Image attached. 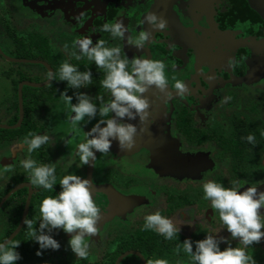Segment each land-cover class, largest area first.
<instances>
[{
	"label": "flooded vegetation",
	"instance_id": "obj_1",
	"mask_svg": "<svg viewBox=\"0 0 264 264\" xmlns=\"http://www.w3.org/2000/svg\"><path fill=\"white\" fill-rule=\"evenodd\" d=\"M10 1L11 3L9 0H0V58L4 60L0 61V76L3 79L11 82V70L19 69L28 77L20 82L47 80V78L43 79V67L46 68L44 65L32 62H12L4 57L7 55L24 58L15 56L18 48L17 38L22 36L24 39L27 38L28 32L32 36H47L56 51L65 56H67L63 50L65 44L71 46L75 38L91 35L94 42L101 37L107 41L106 46H119L121 54L129 58L135 55L160 60L165 64V76L170 85L174 76H179L183 81H188V86L193 91V96L192 94L176 95L174 93L165 96L152 86L142 93L148 101L149 115L147 118L152 127L155 118L154 123L157 122L161 126L167 125L174 139L166 140L147 135L143 129H138L141 122L132 120L128 122L133 124L137 122V133L131 149H122L118 154L113 146L115 141H113L112 155L100 154L97 157L98 152H96L89 187L92 199L100 208L97 234L100 231L104 233L95 241L98 253H101L99 256L94 255L98 254L94 252L91 257L88 254L84 259L77 258L68 243L64 248L60 239L57 238L60 245L58 249L47 248L40 250V255L22 256L19 264H115L121 255L123 257L119 264H144L143 259L147 264L148 260L154 258L151 254V238L146 237L147 232L157 233L151 230H141L144 215L159 210L161 215L170 218L174 224L181 225L179 235L196 241L203 239L207 233L210 234L211 228L221 226L218 213L210 208V201L203 199L202 184L204 182L212 180L217 183H226L229 187L232 181H236L242 185L238 191H243L250 184H258L257 191H264V137L259 134L260 130L264 129V0ZM150 13L163 17L166 27L154 29L144 22L146 15ZM53 19L59 23H53ZM117 19L123 20L128 27V33H125L124 39L113 40L108 33L92 31L93 28H98L105 22L111 23ZM18 29L22 35L18 32L13 34L14 48L12 50V33H16ZM140 31H147L151 34L150 42L137 49L128 44L127 35L135 38ZM191 39L195 44L204 45L203 52L200 50V54L196 57H193L195 48H192L190 43L188 44ZM37 40L35 39L36 45L30 47V53L38 57L24 59L44 60L51 66L48 60L40 57L43 44L40 39ZM24 45L27 49V39ZM11 52L15 53L11 54ZM67 58L74 65L78 63L87 65L92 71L91 84L100 86L104 73L97 69L93 62L84 57L80 60L68 56ZM196 59H199L200 67L196 66ZM19 65L21 66L18 68ZM95 77L98 79H94ZM196 78L199 81L197 85L194 83ZM24 86L34 87L26 84ZM229 89L235 91L231 93L233 97H230ZM85 92L92 97L100 95L104 102L110 98L105 89H101L100 92L88 90ZM200 92L205 93L199 94ZM216 93H220L221 98H212ZM6 96L16 98L12 91L9 96L8 94ZM226 97L229 99L225 100ZM34 98H43V96L37 92ZM11 102L9 100L10 104L7 108L13 115ZM94 102L97 101L94 100ZM39 104L40 107L31 114L39 113L43 109L45 104L43 100ZM46 104H55V102ZM156 108L161 111L151 119V111L155 112ZM12 115L9 116V122ZM36 126L39 128L37 134H43L44 125L36 123ZM82 129L78 123L73 124V130H68L67 133L72 134L75 130ZM249 133L255 137V146L242 139ZM22 135L27 136V134H21L11 138L10 134L0 132L1 147L11 150L17 142L21 152L23 150L27 154L23 141L18 137ZM145 137L161 139L167 142L165 147L174 144L176 153L181 155L186 153V157L196 161L192 163L193 167L198 168L167 173L157 164L155 165V154L151 158L152 151L139 145L140 140ZM171 148L173 147L169 149ZM155 149L157 151L167 148H162L160 145ZM35 153L41 154V157L37 158ZM34 155L37 160H43L45 153L43 154L40 147L34 150ZM131 155L138 159L135 166H141L145 171L151 170V175L166 176L165 181H162L163 179L160 181L155 176L149 181L141 179L138 175L126 173L117 161L134 164V161L129 159ZM158 156L160 160H157V163L165 164L163 163L164 158L162 159L161 155ZM14 157H17L15 153L12 154V158L2 157L4 160L2 158L1 160L12 164ZM97 159L106 162L109 166L103 165L98 170L99 166L96 168ZM84 167L83 177L87 178L88 165ZM77 171L80 173V168L73 164L69 172L77 173ZM19 176L29 179V176ZM21 182H30V180ZM141 183L144 185H140ZM32 187L34 194L39 188L34 185ZM109 188L115 189L118 196ZM259 211L264 213V208ZM102 217L105 219H100ZM35 219L37 222L35 227H38L39 207ZM225 231L227 232L226 229ZM219 235L223 236L222 232ZM227 236L228 241L235 247L237 240L231 239L228 232ZM32 241L37 250L38 244ZM130 251H136L139 254ZM246 252L253 256L258 264H264V237L258 242H253ZM179 261L187 264L188 257L184 254Z\"/></svg>",
	"mask_w": 264,
	"mask_h": 264
},
{
	"label": "clouds",
	"instance_id": "obj_2",
	"mask_svg": "<svg viewBox=\"0 0 264 264\" xmlns=\"http://www.w3.org/2000/svg\"><path fill=\"white\" fill-rule=\"evenodd\" d=\"M154 29L166 27L163 17L155 13L147 14L145 21ZM93 32L108 33L113 40L124 39L128 27L123 20L105 22ZM150 33L140 31L135 38L127 35L129 45L139 49L149 43ZM107 41L98 37L95 42L91 35L75 38L71 46L65 44L63 50L69 58L80 60L82 57L93 62L97 69L104 73L100 86L107 91L110 98L104 102L100 95L92 97L83 91H75L73 96L60 94L65 103L70 105L72 114L69 119L75 125L81 121L85 123L96 119L92 127L84 133V140L76 145L75 156L78 157L77 168L94 161L96 152L107 154L113 141L119 149H131L135 143L137 127L128 122L139 120L144 122L148 113L147 98L142 95L149 87L154 86L165 96L173 94L183 95L188 91L184 82L175 79L169 86L165 76V64L158 59L145 58L121 54L119 46H106ZM49 82L65 81L66 88H87L92 83V71L85 66L81 71L76 65L64 61L58 69L47 73ZM229 99L228 97L225 100ZM99 102L98 104L94 102ZM264 137V129L259 132ZM63 139V138H61ZM252 146L256 145L253 134L242 137ZM50 136L47 132L36 134L29 132L23 139L27 156L20 161L21 167L28 173L30 183L44 190H52L56 184L55 168L49 164H37L30 158V154L42 145L49 144ZM67 144V141H64ZM60 191L52 196L44 197L39 204V224L33 228L31 219L25 217L23 223L28 229V238L38 244L36 255L42 249H58L59 242L51 235L54 229H62L70 233L68 246L77 258L88 256L89 243L86 237L97 234V221L100 208L90 194V180L73 173L64 174L59 179ZM258 184H250L243 191L236 181L229 187L208 180L202 184L203 199L210 201V208L218 213L219 221L230 234L231 239L237 240L233 247L228 238L218 236V233H207L203 239L192 241L185 238L176 251H183L188 257L189 264H256L246 249L264 237V191H257ZM181 225H176L160 211L144 215L141 230H151L162 236L166 241L173 239L180 231ZM226 246L221 249L220 244ZM19 242H0V264H15L20 259L16 251ZM147 264H168L166 260H148Z\"/></svg>",
	"mask_w": 264,
	"mask_h": 264
},
{
	"label": "rangeland",
	"instance_id": "obj_3",
	"mask_svg": "<svg viewBox=\"0 0 264 264\" xmlns=\"http://www.w3.org/2000/svg\"><path fill=\"white\" fill-rule=\"evenodd\" d=\"M9 2L11 3L10 0H9ZM53 21H54V19H53ZM53 23L58 24L59 21L55 20ZM204 29L206 30V28H204ZM202 31H204V30H202ZM17 32H18V34L22 35L20 33L19 29L16 31V33H12V39H11L12 50L14 48L13 34H17ZM195 34H197V33L195 32ZM203 34H205V33H203ZM201 41H203V40H201ZM189 43H190L192 48H195L193 50V57H196L197 54H200V50L203 52L204 45L200 46L198 44H195L193 39H191L190 42L188 41V44ZM208 46H209V44H208ZM210 48H211V46H210ZM7 53H8V51H7ZM14 53L15 52H11V54H14ZM0 61L3 62L4 61L3 58H0ZM196 62H197L196 66L200 67L199 59H196ZM174 77L175 78L173 79L172 83H174L175 79H179V80L181 79L179 76H174ZM262 77L263 76L261 75V78ZM181 81L185 83V85L188 89V91L184 94L185 95L192 94L191 96H193V93H192L193 91L190 90V87L188 86V81H183V79H181ZM170 83H171V81H170ZM194 83H196V85L199 83L197 78L194 81ZM169 86H170V84H169ZM11 91H12L11 82L5 78L3 79L0 76V124H8L9 116L12 115L10 109L7 108L10 104L9 100L13 101L12 98H10V96H9V94H11ZM83 92H85V91H83ZM6 93L8 94L9 98H7ZM173 93H174V91H173ZM204 93L205 92H203V93L200 92L199 94H204ZM228 93L230 94V97H231L232 96L231 93H235V91L232 89L231 90L229 89ZM68 95L73 96V93H70ZM212 98H217V99L221 98V94L220 93L213 94ZM75 102H76L75 96H73L72 103H75ZM96 103L98 104V102H96ZM11 104H12V102H11ZM69 108H70V105L65 103V99L63 97L60 101L55 102V104H46L45 103L43 106V109L39 113L31 114V118L34 120V122L42 123L44 125V127H45L44 133L47 132L49 134L50 142H49V144L41 146V149L43 150V154L45 153L43 160H37V158L34 155V151L30 154V158L33 159L34 161H36L37 164H49V165L54 166L55 172H56L55 175L57 176L58 180L64 174L70 173L69 172L70 167L73 164L76 165L79 162L78 157L75 156L76 145L80 142H83L84 133H85L86 129L92 127V125L96 122V119H98V117L94 118L93 120L87 122L86 124L84 121H81L78 124H79L80 128H83L82 130H80V131L75 130L72 134L67 133L68 130L69 131L73 130V123L69 119V117L72 115L69 111ZM160 111L161 110H159V108H156L155 112L151 111V119H153L154 116L157 115ZM154 120H155V118H154ZM154 120H153V127L147 118L144 122H141V124H140L141 126L138 127V129L139 130L143 129L145 134L150 135V136L158 137L161 139L164 138L166 140L174 139L172 137L174 135L171 133V131L167 127V125H162V126L158 125L157 122L154 123ZM136 124H137V122H135V125ZM155 128H156V130H155ZM50 130H53V131L50 132ZM64 131H66V132H64ZM18 137H20L19 139H21L23 141V139L26 136L22 135V136H18ZM70 137H72V139ZM61 138H63V139H61ZM65 140L67 141V144L64 142ZM19 147H20V145H19ZM19 147H18L17 142L14 143L11 150H8L5 147L2 148L0 145V192L5 190L7 188V186L10 184V182H12L15 179L16 176H19V175L29 176L28 173L21 167V164H20V161L25 159L28 154H25V151L23 152V150L21 152V149ZM17 149H18V151H17ZM14 153L16 154L17 157L13 158L14 161L12 164H8L9 162H3L2 161V160H4V158H2V157L12 158V154H14ZM183 154L185 155L186 153H183ZM98 155L100 156L99 152L97 153V157H98ZM106 155H112V146L110 147V151ZM1 158H2V160H1ZM129 159L133 160L134 164L124 163L123 161H120L121 163H119L117 161V163L119 165H121V167L124 169V171L126 173L138 175L141 179H146L149 181H151V179L153 180L154 176H155V178L160 179V181L162 179H163L162 181H165L164 178L166 176H158V175H154V174L151 175V170L145 171L141 168V166H135V164H137V162H138V159H136L134 156L131 155L129 157ZM59 163H62L63 165L61 166V164L59 165ZM98 164H100V165H98ZM103 165H105L106 167L109 166L106 162H102L101 160L97 159L96 168L99 166L98 167V170H99L101 167H103ZM84 168H85L84 165L81 166L80 167V173L77 171V173L74 172L73 174L79 175L82 178H84L83 177ZM131 170H133L134 172L130 173L129 171H131ZM121 181H123V180H121ZM140 185H144V184L141 183ZM100 219H105V218L102 217ZM213 222H211V223H213ZM222 228H223L222 225L217 226L215 228L213 227L210 230L211 231L210 234L218 233V236H222V235H219V233L222 232L223 236L227 238L228 237L227 232L225 231V229L223 230ZM103 234H104L103 231H100L99 234H96L95 236H93L91 238H89V237L85 238L86 240H88L87 242L89 243L88 254L90 257L93 255L94 252L98 253L99 250H98V246L95 245V243H96L95 241H96V238L101 237V235H103ZM51 235L53 236L54 239L59 238L60 243H62V245L65 248V245L68 243V240H69L71 234L65 233L62 229H54L52 231ZM91 242H94V243L91 245L90 244ZM93 245H95V246H93ZM225 246H226V244L224 242H222L220 244L221 249H223ZM48 249H50V248H48ZM100 254L101 253L94 254V255L99 256Z\"/></svg>",
	"mask_w": 264,
	"mask_h": 264
},
{
	"label": "trees",
	"instance_id": "obj_4",
	"mask_svg": "<svg viewBox=\"0 0 264 264\" xmlns=\"http://www.w3.org/2000/svg\"><path fill=\"white\" fill-rule=\"evenodd\" d=\"M27 39V49L24 45L25 40ZM35 39H40L42 41V48L40 50L41 56L43 59L48 60V62L53 67L54 71L58 69L60 63L64 61H68L71 63L70 59L68 60L67 56H65L63 53H59L54 48V45L52 44V41L45 35H37L32 36L30 32L27 33V38L24 39V37L17 38V53L15 56L17 57H24V58H34L38 57V55L34 53H30V47L33 45H36ZM39 41V40H37ZM39 44V42H37ZM23 45V48L21 46ZM40 49V48H39ZM77 67L83 71L85 68L84 63L83 64H76ZM21 65L18 66V68ZM12 93L16 98H12V119L10 120V124H14L18 120V98H17V86L18 83L26 79L24 75V72L22 70L12 69ZM47 69L43 67V79L47 78ZM94 79H98V77H95ZM85 91H98L100 92L101 89H103L99 84H90L87 88H81L80 90ZM65 92V94L70 93L72 91H77V89H72L70 87L66 88V82L65 81H59L54 80L50 82L47 86H44L42 88H34L30 86H24L23 87V104H24V119L20 127L15 129H2L0 128V132L10 134V137H14L16 135L21 134H28L29 132L32 133H38L39 128L36 126V123L31 119V112L36 111L40 107V101L43 100L44 103H54L56 101H59L61 97H63L60 93ZM79 90V89H78ZM41 93L43 98H34L36 93ZM33 98H30V97ZM37 158L41 157V154L35 153ZM43 156V155H42ZM56 176V175H55ZM29 180L28 178L22 177V176H16L15 179L7 186V188L0 192V199L2 196L8 192L15 184L24 181ZM223 186L228 187V184L221 183ZM39 188V187H38ZM59 184L58 180L56 178V184L53 186L52 190H44L39 188L32 196L30 207H29V213L27 215V218L31 219L33 222V228H35L36 222V216L38 207L40 204V201L46 197V196H52L56 192L59 191ZM27 195V188L24 187L18 191H16L14 194H12L2 205L0 208V242H2L18 225L23 207L24 202ZM28 229L23 226L21 231L10 241V242H19L16 251L20 254V259L15 262V264H19L20 260L22 259V256L25 255H36L37 250L35 249L33 245L32 239L28 238L27 236ZM151 238V254H153L154 258L153 261L156 259H163L168 262V264H184L180 263L179 260H181V256L184 255L183 251H176V247L178 244L181 245V242L185 239L184 236L177 234L173 239L171 240H165L162 238V236H159L158 234H151L150 232H147V236ZM195 237V236H194ZM162 238V239H160ZM160 239V240H158ZM253 257V256H252ZM256 262V261H255ZM189 264V260L187 262ZM256 264H258L256 262Z\"/></svg>",
	"mask_w": 264,
	"mask_h": 264
},
{
	"label": "water",
	"instance_id": "obj_5",
	"mask_svg": "<svg viewBox=\"0 0 264 264\" xmlns=\"http://www.w3.org/2000/svg\"><path fill=\"white\" fill-rule=\"evenodd\" d=\"M258 8V7H256ZM259 11H261V9L258 8ZM4 57L12 62H19V63H23V62H32V63H40L42 65H44L47 69L48 72L49 71H53L52 67L44 60H39V59H24V58H16V57H11V56H7L4 55ZM50 82L47 80L43 81V82H31V81H23L20 82L18 84V89H17V94H18V107H19V117L17 122H15L14 124H0L1 128H6V129H14L17 128L21 125L23 118H24V104H23V97H22V87L24 84L26 85H31L34 87H42L45 86L47 84H49ZM167 144V142L162 141L161 139H151L150 137H145L142 138L139 142V145H142L145 148H148L152 151L151 154V158H153L154 154H155V160L154 163L155 165L157 164L161 169H164L167 173H173L176 170H191L194 168H198V167H193L192 163L196 162L195 160H192L190 157H186L185 155H181V154H177L176 153V149H175V145L173 144L172 146L169 147H165ZM153 145V147L151 148V146ZM156 145V147H155ZM162 146V148H167L165 149H159L156 151L155 148ZM115 147V151L120 154V152L122 151V149H119L117 147V144L115 142V145H113ZM175 146V147H174ZM155 147V148H154ZM170 147H173L171 149H169ZM155 149V151H154ZM158 155H161L162 159L164 158L163 165L158 164L157 160H160V157ZM199 160H197L198 162ZM160 162V161H159ZM93 161L88 164V169H87V178L90 179L91 177V173H92V167H93ZM27 187L28 188V194L26 197V201L24 204V208L22 211V215L20 218V221L18 223V225L16 226V228L3 240V241H11L19 232L20 230L23 228L24 226V219L25 217H27V214L29 212V206H30V202H31V197L32 194L34 192V188L32 187L30 182H21L16 184L15 186H13L0 200V208L2 207V205L4 204V202L12 195L14 194L16 191H18L19 189L23 188V187ZM110 191H112L115 195L118 196V193L115 189L113 188H109ZM2 241V242H3ZM132 253H137L136 251H130ZM126 255V254H125ZM123 255H121L115 262V264H119L120 260L122 259ZM144 264H146V261L143 259Z\"/></svg>",
	"mask_w": 264,
	"mask_h": 264
}]
</instances>
